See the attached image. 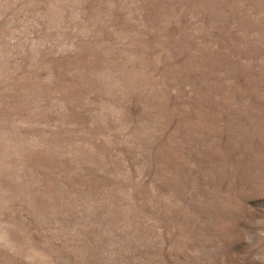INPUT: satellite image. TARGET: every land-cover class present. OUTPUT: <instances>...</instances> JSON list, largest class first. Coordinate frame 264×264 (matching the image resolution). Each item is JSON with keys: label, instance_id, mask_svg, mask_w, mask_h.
I'll return each mask as SVG.
<instances>
[{"label": "rangeland", "instance_id": "374dc122", "mask_svg": "<svg viewBox=\"0 0 264 264\" xmlns=\"http://www.w3.org/2000/svg\"><path fill=\"white\" fill-rule=\"evenodd\" d=\"M0 264H264V0H0Z\"/></svg>", "mask_w": 264, "mask_h": 264}]
</instances>
